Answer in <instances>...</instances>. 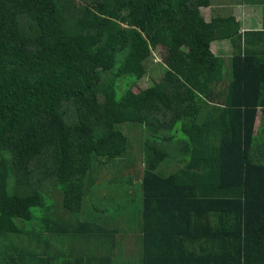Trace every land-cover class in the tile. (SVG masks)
Listing matches in <instances>:
<instances>
[{
  "label": "trees",
  "instance_id": "16d2710c",
  "mask_svg": "<svg viewBox=\"0 0 264 264\" xmlns=\"http://www.w3.org/2000/svg\"><path fill=\"white\" fill-rule=\"evenodd\" d=\"M0 264H264V0H0Z\"/></svg>",
  "mask_w": 264,
  "mask_h": 264
},
{
  "label": "rangeland",
  "instance_id": "374dc122",
  "mask_svg": "<svg viewBox=\"0 0 264 264\" xmlns=\"http://www.w3.org/2000/svg\"><path fill=\"white\" fill-rule=\"evenodd\" d=\"M219 6V7H218ZM224 7L226 6H221L219 4H215L214 7L210 10V11H206L205 10V14L206 16L208 17L210 14H211V11H214L216 12L218 9H223ZM233 14L236 15L239 19L241 20H246L247 18H249V20H251V17H254V16H259L260 15V12L257 11V9H244V8H234L233 9ZM154 64L150 66L149 68V73L148 75L146 76V78H144L143 80H141L138 84H137V87H136V92H138L139 90H144V89H147L148 87H150L153 82H152V78H155L157 79L158 77L161 76L162 74V63H163V55L160 53V51H157L154 53ZM259 121V120H258ZM257 121V124L259 123ZM135 187H128L125 189V192H122L121 193V196H122V199L124 198V195L126 196V191L129 190V188L133 191V193L135 191H138V185H134Z\"/></svg>",
  "mask_w": 264,
  "mask_h": 264
},
{
  "label": "crops",
  "instance_id": "0c3cea01",
  "mask_svg": "<svg viewBox=\"0 0 264 264\" xmlns=\"http://www.w3.org/2000/svg\"><path fill=\"white\" fill-rule=\"evenodd\" d=\"M261 19L262 17L259 15V16H254V17H251V20H249V18H247L245 21L242 20V28L243 30H250V29H259L261 28ZM228 47L227 46H219V49L223 50L222 52H224L225 54L228 53ZM220 52V51H219Z\"/></svg>",
  "mask_w": 264,
  "mask_h": 264
}]
</instances>
